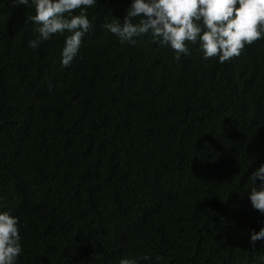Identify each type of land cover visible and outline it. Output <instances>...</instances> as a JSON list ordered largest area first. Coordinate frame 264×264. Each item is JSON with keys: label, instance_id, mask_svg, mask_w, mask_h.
<instances>
[{"label": "trees", "instance_id": "1", "mask_svg": "<svg viewBox=\"0 0 264 264\" xmlns=\"http://www.w3.org/2000/svg\"><path fill=\"white\" fill-rule=\"evenodd\" d=\"M129 4L87 9L64 68V36L28 47L34 7L0 0V211L19 221L16 264H264L247 181L264 163V39L223 63L190 43L177 60L150 34L121 44L101 27Z\"/></svg>", "mask_w": 264, "mask_h": 264}, {"label": "clouds", "instance_id": "2", "mask_svg": "<svg viewBox=\"0 0 264 264\" xmlns=\"http://www.w3.org/2000/svg\"><path fill=\"white\" fill-rule=\"evenodd\" d=\"M13 4L35 9L28 20L35 25L36 37L28 41V47L35 49L54 35L64 36L60 64L70 67L83 37L92 31L87 9L96 6L97 0H13ZM135 18L138 23H133ZM101 27L121 44L134 45L137 38L150 34L153 42L173 51L174 59L189 55L190 43L197 46L203 60L217 58L223 63L239 56L246 45L264 39V0H130L122 20L111 16ZM257 180L258 188L254 186ZM247 181L250 205L264 215V163ZM20 241L18 218L0 211V264H16L22 251ZM257 241L264 242V226L249 234L251 247ZM149 259L147 255L123 257L119 264ZM160 260L155 257L157 264Z\"/></svg>", "mask_w": 264, "mask_h": 264}]
</instances>
